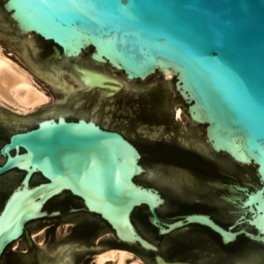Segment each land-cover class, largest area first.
<instances>
[{
    "label": "water",
    "instance_id": "obj_1",
    "mask_svg": "<svg viewBox=\"0 0 264 264\" xmlns=\"http://www.w3.org/2000/svg\"><path fill=\"white\" fill-rule=\"evenodd\" d=\"M0 44L28 58L43 85L70 80L53 114L40 108L27 129L0 123V177L24 173L0 179V259L31 221L43 218L30 235L52 221L54 244L56 221L78 216L62 241L88 244L89 232L110 228L112 239L98 242L138 249L152 264H264V0H0ZM173 102L186 104L183 120H173ZM71 109L78 120L61 113ZM93 119L139 144L144 166L130 140ZM158 144L209 157L253 190L228 192L214 175L156 156ZM35 174L43 181L33 185ZM65 192L81 212L49 214ZM198 209L237 219L225 228L190 213ZM194 225L225 246L251 243L226 249ZM15 253L10 264L72 263L45 261L34 238Z\"/></svg>",
    "mask_w": 264,
    "mask_h": 264
},
{
    "label": "rangeland",
    "instance_id": "obj_2",
    "mask_svg": "<svg viewBox=\"0 0 264 264\" xmlns=\"http://www.w3.org/2000/svg\"><path fill=\"white\" fill-rule=\"evenodd\" d=\"M0 45L3 47V44ZM4 51L8 56H10V58L14 62L30 69L27 63L29 61L28 58L13 54L12 47L5 49ZM65 74L68 75L69 73H65ZM162 77H166L165 73L164 74L162 73ZM36 82L39 84V86L46 89L47 93L53 98V100L56 98V103H58L64 97V95L61 92L54 90L50 85L49 86L43 85L42 79L40 77L36 76ZM73 105H77V99H73ZM177 107L186 108V104L173 102L172 105L173 120H183V118L182 119L176 118ZM94 108H97V104H91V114H94ZM55 109H56V104L53 101L49 102L46 106L42 107L44 115L53 114ZM37 114H40V109L34 112L33 114L28 115L25 118H20V116H17V112H15L14 110L0 105V123L3 124L5 127H9V128L27 129L28 128L27 125L29 123L31 116ZM18 121L22 122L21 124H26V125H19L20 123H18ZM77 222H80L78 216H73L70 218L56 221V234H55L54 244L49 242L48 239V231L52 221L42 224L41 226H39L38 228H36L34 231L31 232V235L33 237H35L34 235H38L34 239L41 242V253L45 261L48 260L52 261L53 259L51 258H54V254L59 258H64L66 255L69 254H78L81 256L80 257L81 259L79 261L74 260L72 261L71 264H96L95 257L97 256V254H99V252L105 249H124L127 251L130 250V252L132 253L134 252L133 254H136L135 256L140 257V250L138 249L98 242L97 239H105V238L112 239V233L110 228L98 232H89L88 244L85 243L77 244V238L62 241L64 237L70 232L71 226L77 225ZM20 242H22V251H29V243H27L25 239H23ZM143 262L145 264H152V262L148 260Z\"/></svg>",
    "mask_w": 264,
    "mask_h": 264
},
{
    "label": "bare ground",
    "instance_id": "obj_3",
    "mask_svg": "<svg viewBox=\"0 0 264 264\" xmlns=\"http://www.w3.org/2000/svg\"><path fill=\"white\" fill-rule=\"evenodd\" d=\"M30 69L14 62L0 45V105L14 110L20 118L33 114L53 101L46 89L39 86L36 82V76H39ZM165 75L166 77L172 75L171 70H167ZM50 86L54 90L61 92L65 97L70 90L69 74L64 75L62 84L56 83ZM176 118H183V108L177 107ZM77 255L69 254L68 256L71 261L80 260L81 256ZM95 263L145 264L139 256H135L132 252L124 249H105L97 254Z\"/></svg>",
    "mask_w": 264,
    "mask_h": 264
},
{
    "label": "flooded vegetation",
    "instance_id": "obj_4",
    "mask_svg": "<svg viewBox=\"0 0 264 264\" xmlns=\"http://www.w3.org/2000/svg\"><path fill=\"white\" fill-rule=\"evenodd\" d=\"M41 39V38H40ZM42 40V39H41ZM45 42V41H44ZM46 43V42H45ZM53 43H51L50 42V48H51V50H52V54H53ZM67 112H72V114L73 115H79L78 117H74L73 115H70V116H68V115H66L65 113H67ZM61 113H63L64 115H65V117L68 119V120H78V118L83 114V113H81V112H79V110L77 109V110H73V109H71L70 111H64V112H61ZM85 115V114H84ZM93 120H95V119H93ZM96 121V123L97 124H99L102 128H104V129H108V130H113V131H118V132H120L121 134H123V136H125L128 140H130L137 148H138V150L141 152V154L143 155V158H142V161H141V163L143 164V159H144V157H145V154H144V150H143V148L139 145V144H137L136 142H134V140H132L130 137H128L122 130H120V129H118V128H112V127H106V126H104L100 121H98V120H95ZM18 123H22V122H18ZM162 149H167V151H177V152H180L181 154H184V155H186L189 159H192V164H190V163H188L190 166H193L194 168H196L197 170H199V171H201V172H203V173H207V174H210V175H214V178H218V179H220L222 182L224 181V185L225 186H227V188H226V190H228V192L230 191V188L231 187H233V188H236V186L237 185H241V186H248L249 188H250V190L252 191L253 190V181L251 182V183H246V182H244V181H242V180H240L237 176H234V175H231V174H229V173H227V172H225V171H223V170H221V169H219L217 166H216V164L213 162V160L211 159V158H209V157H204V156H202L201 154H198V153H192V152H188V151H185V150H182V149H180V148H178V147H171V146H167V145H164V144H158L152 151V153H154L156 156H158V157H163V156H161L160 155V152L162 151ZM165 158H167V157H165ZM179 162H183V161H179ZM186 163V162H185ZM143 166H144V164H143ZM14 171H17V172H20V173H23V172H21V171H18V170H13V171H11V172H9V173H7V174H5V175H3V176H1L0 177V179L1 178H3V177H5V176H7L8 174H11L12 172H14ZM23 175H24V173H23ZM37 176H39L40 177V181H43V178H42V176L40 175V174H35L34 176H33V178H32V184L34 185V181H35V178L37 177ZM39 181V182H40ZM213 183H216V182H210V185H209V187L210 188H213V189H217V191L219 190H223L222 188H219V187H216V186H211ZM225 190V189H224ZM67 195H68V199L66 200V201H64L63 203H61L60 205H59V207L57 208V210H51V202H52V200L47 204V206L45 207V210L49 213V214H52L53 212H55V211H59L60 212V214L58 215V216H60V215H62V214H64L66 211H69L70 213H76V212H81V211H79V209H82L83 208V204H82V207H78V205L77 204H75V203H71V202H73L72 200L73 199H76V200H78V201H80L81 202V200L80 199H78V198H76V197H73L69 192H65ZM162 193V192H161ZM241 194V193H240ZM162 195L164 196V198L166 199V197H165V195L162 193ZM223 193H222V195H221V199L223 198ZM223 200V199H222ZM224 201V200H223ZM225 202V201H224ZM82 203V202H81ZM166 203H167V199H166ZM226 204H229V203H227L226 202ZM229 205H231V204H229ZM53 209V208H52ZM73 209H76V211H73ZM147 209V208H146ZM233 209H231L228 213H229V217H233V216H235L234 215V213H235V211H232ZM180 213H183V212H180ZM175 214L176 215V217H179V216H182V215H186V214ZM190 213H203V214H208V215H210L217 223H219L220 225H222L223 227H225V228H228L229 226H231V225H233L235 222H236V219L235 220H233L232 222H231V224H227L226 223V221H223V220H221V219H219V218H217L216 216H215V214L213 213V212H211V211H204V210H201V209H198L196 212H190ZM190 213H188V214H190ZM158 214H159V216H160V218L162 219V220H164V221H168V220H166V218H164V216L161 214V212H160V210H159V212H158ZM50 216V215H49ZM48 216V217H49ZM50 217H57V216H50ZM148 217H149V213H148V209H147V215L145 216V221H148ZM46 218V217H45ZM43 219V218H42ZM42 219H38V220H42ZM38 220H34V221H31L30 223H32V222H35V221H38ZM104 222V221H103ZM133 222L135 223V220H133ZM30 223H28L27 225H26V231H25V233L19 238V239H17L16 241H14L13 243H11L8 247H7V249L4 251V253H3V255H2V257H1V259H0V264H10V262H11V260H12V256H14L16 253V250L19 248V246H20V241H22L23 239H25L26 240V242L27 243H30V244H32V242H33V238H36L38 235H34L35 237H32L31 235H30V233H29V229H28V226H29V224ZM105 223V222H104ZM106 224V223H105ZM135 225H136V223H135ZM137 226V225H136ZM109 227V226H108ZM152 227V226H151ZM191 227H198V228H201V229H204V230H206L208 233H209V229L208 228H205V227H201V226H198V225H194V226H190L189 228H191ZM189 228H187V229H185V230H188ZM155 229V228H154ZM185 230H183V231H185ZM39 231H41V230H39ZM38 231V232H39ZM211 231V230H210ZM38 232H36V233H38ZM181 232V231H180ZM176 233H178V232H176ZM214 233V232H213ZM215 234V233H214ZM157 235H158V232H157ZM172 235H174V234H172ZM172 235H169V236H172ZM217 235V234H216ZM219 238H220V236L219 235H217ZM160 237V236H159ZM166 237H168V236H166ZM241 238H244V236H240L238 239H237V241H239ZM220 240H221V238H220ZM222 241V240H221ZM236 241V242H237ZM235 242V243H236ZM251 243V242H250ZM234 244V243H233ZM260 246L262 247V248H264V245L263 244H260ZM14 248V249H13ZM77 256H80V255H77ZM264 259V256H262L261 257V260H263ZM77 261H79L78 259H77Z\"/></svg>",
    "mask_w": 264,
    "mask_h": 264
},
{
    "label": "trees",
    "instance_id": "obj_5",
    "mask_svg": "<svg viewBox=\"0 0 264 264\" xmlns=\"http://www.w3.org/2000/svg\"><path fill=\"white\" fill-rule=\"evenodd\" d=\"M160 155L161 156H163V157H167L168 159H170V160H175V161H183V162H186V163H190V164H192V159H189L186 155H184V154H181L180 152H177V151H167V149H162V151L160 152ZM147 222V224L148 225H150L149 224V222L148 221H146ZM151 226V225H150ZM156 231H157V229H155ZM209 234H211L214 238H215V240L223 247V248H226V249H228V248H231V247H234L236 244H238L239 242H250L247 238H241L239 241H237L236 243H234V244H231V245H228V246H225V245H223V243H222V241L220 240V238L216 235V234H214L212 231H210L209 230ZM194 244H195V242H194ZM174 245L176 246V247H178L179 245L181 246L182 245V243L181 242H179V241H175L174 242ZM178 245V246H177Z\"/></svg>",
    "mask_w": 264,
    "mask_h": 264
}]
</instances>
